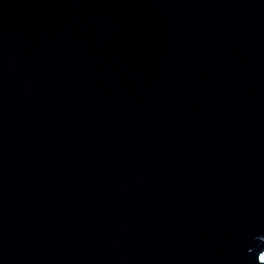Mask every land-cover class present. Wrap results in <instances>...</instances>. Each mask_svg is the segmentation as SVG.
Segmentation results:
<instances>
[{
  "label": "water",
  "instance_id": "water-1",
  "mask_svg": "<svg viewBox=\"0 0 264 264\" xmlns=\"http://www.w3.org/2000/svg\"><path fill=\"white\" fill-rule=\"evenodd\" d=\"M264 0H0V264H264Z\"/></svg>",
  "mask_w": 264,
  "mask_h": 264
}]
</instances>
